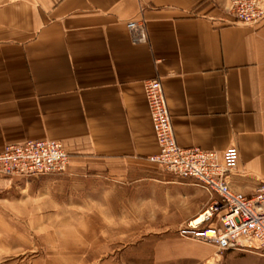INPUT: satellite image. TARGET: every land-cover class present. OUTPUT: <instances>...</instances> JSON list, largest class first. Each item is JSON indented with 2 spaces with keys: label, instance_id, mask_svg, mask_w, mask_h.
Returning a JSON list of instances; mask_svg holds the SVG:
<instances>
[{
  "label": "crops",
  "instance_id": "obj_1",
  "mask_svg": "<svg viewBox=\"0 0 264 264\" xmlns=\"http://www.w3.org/2000/svg\"><path fill=\"white\" fill-rule=\"evenodd\" d=\"M228 3L0 0V148L58 139L84 201L108 186L151 185L178 220L196 216L211 194L147 159L157 144L142 80L156 77L175 141L218 153L235 145L226 178L249 195L264 179V20L225 22ZM230 254L227 264H264V254Z\"/></svg>",
  "mask_w": 264,
  "mask_h": 264
},
{
  "label": "rangeland",
  "instance_id": "obj_2",
  "mask_svg": "<svg viewBox=\"0 0 264 264\" xmlns=\"http://www.w3.org/2000/svg\"><path fill=\"white\" fill-rule=\"evenodd\" d=\"M9 177L0 183V264H227L232 251L264 254L178 235L182 220L150 198L155 186H108L84 201L78 176Z\"/></svg>",
  "mask_w": 264,
  "mask_h": 264
},
{
  "label": "built area",
  "instance_id": "obj_3",
  "mask_svg": "<svg viewBox=\"0 0 264 264\" xmlns=\"http://www.w3.org/2000/svg\"><path fill=\"white\" fill-rule=\"evenodd\" d=\"M228 23H258L264 20V0H229ZM128 20V29L138 27L131 38L143 37L141 24ZM142 89L157 151L147 159L175 177L190 178L211 194L210 201L196 215L177 227V234L212 244L216 250L264 252V179L246 195L232 189L227 180L237 163L233 144L220 153L198 146H181L174 138L170 112L158 78L142 80ZM69 155L58 139L37 138L4 142L0 148V175L36 176L65 172ZM201 214L200 218H198ZM198 218V219H197Z\"/></svg>",
  "mask_w": 264,
  "mask_h": 264
},
{
  "label": "bare ground",
  "instance_id": "obj_4",
  "mask_svg": "<svg viewBox=\"0 0 264 264\" xmlns=\"http://www.w3.org/2000/svg\"><path fill=\"white\" fill-rule=\"evenodd\" d=\"M201 216H203V214H201L198 218H200ZM198 218H197V219H198Z\"/></svg>",
  "mask_w": 264,
  "mask_h": 264
}]
</instances>
